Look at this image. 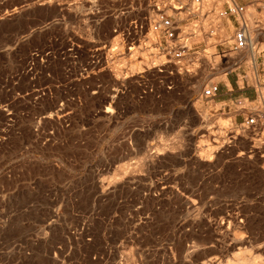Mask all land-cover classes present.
Listing matches in <instances>:
<instances>
[{
  "label": "rangeland",
  "instance_id": "rangeland-1",
  "mask_svg": "<svg viewBox=\"0 0 264 264\" xmlns=\"http://www.w3.org/2000/svg\"><path fill=\"white\" fill-rule=\"evenodd\" d=\"M168 2L0 0V264H264V158L202 94L235 21L203 0L167 59Z\"/></svg>",
  "mask_w": 264,
  "mask_h": 264
},
{
  "label": "built area",
  "instance_id": "built-area-1",
  "mask_svg": "<svg viewBox=\"0 0 264 264\" xmlns=\"http://www.w3.org/2000/svg\"><path fill=\"white\" fill-rule=\"evenodd\" d=\"M173 0L168 2V5L162 8L159 5H155L154 14L148 18V28L153 32H162V38L164 43V56L168 58H179L183 56L182 51H175L179 39H181V29L178 24L180 15H191L195 12H199L202 7L203 0H177L175 4ZM256 11L259 14H264V0H256ZM190 3V7H189ZM225 9L221 14L230 16L235 21V28L231 36V44L227 51H231L233 54L227 56V51H222L220 56L222 57V63L227 68L232 64L231 59L234 55L242 51H249L250 58L254 57L253 51L258 48V44L261 38H264V21L260 19L250 20L248 16V4L240 3L237 0H224ZM169 9V11H168ZM193 9V10H192ZM205 16V12L202 13ZM234 64V63H233ZM256 86H254L256 93H258V86L264 84L259 83L257 80ZM218 91L217 83H209L202 90V94L207 98H212ZM248 98H237L234 101V112L236 114H244L245 117L242 121L235 123L239 128H242L244 132L250 133L251 136L237 133L234 137V141H246L250 143L251 148H255V152L264 158V148L261 146H254V138H264V100L260 98L255 104ZM229 133L233 132L228 130ZM261 145L264 146V140ZM243 153V150L241 151Z\"/></svg>",
  "mask_w": 264,
  "mask_h": 264
},
{
  "label": "crops",
  "instance_id": "crops-1",
  "mask_svg": "<svg viewBox=\"0 0 264 264\" xmlns=\"http://www.w3.org/2000/svg\"><path fill=\"white\" fill-rule=\"evenodd\" d=\"M237 1L248 4L249 2H254L256 0ZM251 64L254 71V80L264 84V49L259 50L256 52V54H254V57L251 59ZM231 66H234V68L231 69ZM232 72H235V76L233 77L230 76ZM247 72L248 68L240 65V61L235 59L232 61V64L227 67L225 76L222 77L223 79L219 82H214L218 84V91L216 92L215 96L212 97V103L220 105L218 111H221L225 114L234 112V101L237 98H248L252 101L256 100L257 93L254 86L251 83H248L249 79ZM240 81L242 82L241 84ZM243 117H245L244 114H236L234 112L232 119L230 118L228 121L237 123L242 121Z\"/></svg>",
  "mask_w": 264,
  "mask_h": 264
},
{
  "label": "bare ground",
  "instance_id": "bare-ground-1",
  "mask_svg": "<svg viewBox=\"0 0 264 264\" xmlns=\"http://www.w3.org/2000/svg\"><path fill=\"white\" fill-rule=\"evenodd\" d=\"M168 10H169V9H168ZM220 25H221V24H220ZM222 27H223V26H222ZM230 28H231V27H230ZM224 29H225V28H224ZM204 30H205V29H204ZM150 31H151V30H150ZM151 32H152V31H151ZM220 33H221V36L226 37V39H227V38L230 39L229 36H226L227 33H226L224 30H220ZM226 39H225V40H226ZM152 44H153V43H152ZM145 46H146V45H145ZM152 49H153V48H152ZM134 52H135V51H134ZM148 52L151 53V51H148ZM145 53H147V52H145ZM154 54H155V52H154ZM156 54H158V53H156ZM133 55H134V54H133ZM142 55H143V54H142ZM155 56H156V55H155ZM163 56H164V55H163ZM153 57H154V56H153ZM156 57L159 59L158 62H160V61L162 60V59L159 58L160 55H159V57H158V55H157ZM143 58H144V56H143ZM143 58H142V60H143ZM161 58H162V57H161ZM155 59H156V58H155ZM131 60H132V59H131ZM131 60H130V61H131ZM146 60H147V59H146ZM149 60H150V59H149ZM152 60H153V59H152ZM144 61H145V60H144ZM156 61H157V60H156ZM121 62H122V61H120V62H118V63H121ZM145 62H146V61H145ZM148 62H149V61H148ZM138 63H139V62H138ZM149 63H151V61H150ZM134 64H135V63H134ZM116 65H119V64H116ZM116 65H115L114 67H115V69L117 70V67H119V66H116ZM141 65H142V64H141ZM143 65H144V63H143ZM146 65H148V64H146ZM154 66H155V65H154ZM112 67H113V66H112ZM147 67H148V66H147ZM120 68H121V67H120ZM97 69H98V68H97ZM113 69H114V68H113ZM113 69H112V70H113ZM112 70H111V71H112ZM116 70H115V74H114V75H115V78H116V76H118V75L120 74V73L118 72V71H120L119 68H118V71H117V72H116ZM112 73H113V72H112ZM133 73H134V72H133ZM123 74L125 75V73H123ZM123 74L121 73V75H123ZM262 92H263V95H264V91H262ZM261 97H262V96H261ZM263 97H264V96H263ZM164 143H165V142H164ZM164 143H163L162 146L160 145L161 147H158V148H160L161 150H163V149L166 147V146L164 147ZM165 145H166V144H165ZM168 146H169V145H168ZM175 146H176V145H175ZM170 147H171V146H170ZM172 148H173V147H172ZM158 150H159V149H158ZM157 152H158V151H157ZM104 191H105V190H104ZM235 223H236V222H235ZM245 256H246V255H245ZM256 256H257V255H256ZM242 257H243V256H242ZM242 257L238 256V258H236L237 260H236V261L234 260L235 262L233 261V262H234L233 264H252V262H249V261H248L249 258H247V260H246L245 257H243V258H242ZM252 259H253V258H252ZM252 259L250 258V260H252ZM252 261H253V260H252ZM254 263H255V262H254ZM231 264H232V263H231Z\"/></svg>",
  "mask_w": 264,
  "mask_h": 264
}]
</instances>
